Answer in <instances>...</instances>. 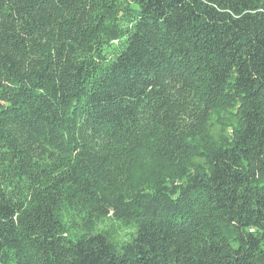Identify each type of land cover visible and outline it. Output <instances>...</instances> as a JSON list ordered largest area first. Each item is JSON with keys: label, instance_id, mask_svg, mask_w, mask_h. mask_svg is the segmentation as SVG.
Listing matches in <instances>:
<instances>
[{"label": "trees", "instance_id": "trees-1", "mask_svg": "<svg viewBox=\"0 0 264 264\" xmlns=\"http://www.w3.org/2000/svg\"><path fill=\"white\" fill-rule=\"evenodd\" d=\"M232 101L228 134L188 144L181 115ZM50 150L88 156L60 173ZM134 150L147 178L99 170ZM0 264H264V0H0Z\"/></svg>", "mask_w": 264, "mask_h": 264}, {"label": "rangeland", "instance_id": "rangeland-1", "mask_svg": "<svg viewBox=\"0 0 264 264\" xmlns=\"http://www.w3.org/2000/svg\"><path fill=\"white\" fill-rule=\"evenodd\" d=\"M120 20L121 25L124 27L125 18ZM92 34L95 33H89L86 39L90 37L92 38ZM86 39L84 40V42H87ZM100 40L103 41V45L106 49H108V52L110 54L119 46V42L110 41L105 36H102ZM237 114L238 103L232 101L216 109L206 123H201V121L196 119V114L186 116L181 115L178 119L182 117V122L180 125L186 126V130L188 132H192L195 125L199 127L201 131L199 135L186 138L188 144H190L193 148L199 149L202 147V144L206 139L217 140L222 134H228L232 128V125L238 122ZM164 130L166 131V129ZM144 154L145 153L142 150L127 151L124 157H122L121 154H117L118 160L113 159L111 161L105 162L102 167L99 168V170L108 171L110 172V175H112L114 172H116L117 162H121L125 171L123 179L126 178L128 171L131 168H134L138 172L139 179H145L150 175V167H152V165L147 164L143 161ZM75 155L60 153L59 150H50L45 157L48 158V161L45 162L50 164L51 162L56 163L57 165L59 164V167L57 169L61 173L62 170L66 169L67 167L75 168L78 158L88 156L87 153H82L79 157H75ZM148 156L150 157L151 154L148 153ZM99 157H102L101 154H99L97 158ZM56 158H59V160ZM186 158L189 162L201 161V159L198 156H195L191 151ZM53 173H55V170ZM29 185L30 181L28 183V186ZM69 206L66 205V211H63L64 219L67 223L69 233L74 235L80 234L85 231L82 226V217L86 215V211L80 206ZM94 224L98 228L104 230L107 233L108 237L119 246L124 242L129 241L135 233V225L133 224V222L128 223L120 219L99 217L98 219H95Z\"/></svg>", "mask_w": 264, "mask_h": 264}]
</instances>
